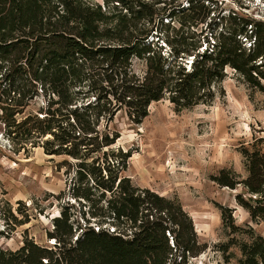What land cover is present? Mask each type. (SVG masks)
Returning a JSON list of instances; mask_svg holds the SVG:
<instances>
[{"label": "trees", "instance_id": "trees-1", "mask_svg": "<svg viewBox=\"0 0 264 264\" xmlns=\"http://www.w3.org/2000/svg\"><path fill=\"white\" fill-rule=\"evenodd\" d=\"M224 10L217 0H0L4 135L17 149L64 157L67 181L53 194L51 242L25 230L16 248L0 246V264H191L205 249L178 198L124 174L132 150L114 146L110 123L120 109L139 123L162 98L176 111L208 104L223 93L227 67L264 92V18ZM239 149L247 175L225 167L211 179L243 183L256 197L237 193V202L264 220V152ZM17 202L1 208L8 230L37 215ZM219 208L235 227L231 208ZM241 251L238 264H264L263 236Z\"/></svg>", "mask_w": 264, "mask_h": 264}, {"label": "rangeland", "instance_id": "rangeland-1", "mask_svg": "<svg viewBox=\"0 0 264 264\" xmlns=\"http://www.w3.org/2000/svg\"><path fill=\"white\" fill-rule=\"evenodd\" d=\"M102 2L103 0H94ZM224 12L236 10L254 18H264V0H217ZM137 70L141 64L136 63ZM223 93L209 102L176 111L166 98L153 101L148 115L132 122L120 109L110 123L120 135L114 146L132 150L124 174L132 183L149 187L162 195L178 198L193 219L198 240L206 247L191 264H238L241 245L257 235L264 238V220L250 217L235 195H256L240 183L235 188L211 179L229 167L240 177L247 175L239 147L256 143L264 152V92L250 89L231 67L222 80ZM31 103L27 109L37 107ZM64 157L44 152L41 146H15L4 135L0 121V246L14 249L22 243L24 231L42 244L51 242L46 231L59 211L54 197L66 187ZM54 194V195H53ZM22 200L27 211L37 214L29 223L8 230L1 208L15 209ZM219 205L229 206L235 227L226 225ZM43 209L42 213L37 209ZM36 209V210H35ZM18 214H22L19 212Z\"/></svg>", "mask_w": 264, "mask_h": 264}]
</instances>
